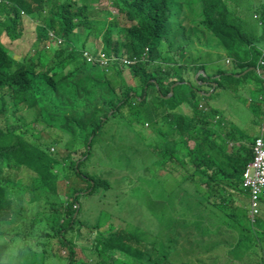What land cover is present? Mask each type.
<instances>
[{
    "label": "trees",
    "instance_id": "obj_1",
    "mask_svg": "<svg viewBox=\"0 0 264 264\" xmlns=\"http://www.w3.org/2000/svg\"><path fill=\"white\" fill-rule=\"evenodd\" d=\"M111 4L122 14L125 24L108 23V11L99 19L90 17L97 10L91 8L89 0H0V264L12 261L14 252L21 254L25 235L30 237L24 252L27 260L18 264H190L188 250H193L195 245L201 247L204 236L212 234L207 219L216 216L230 227L235 226L236 206L230 195L232 189L241 186L243 171L253 157L255 137L243 134L238 139L237 122L232 125L230 136H221L217 130L221 126H217L223 115L217 112L211 113L208 121H202L205 128H191L197 124L191 116L180 113L175 118L172 113L174 107L187 105L177 96L166 102L162 100L154 108L131 109L137 119L141 113H149L156 121L152 122L157 134L163 126L160 121L174 123L160 132L155 153L172 151L188 159L207 181L211 178L210 189L205 186L203 190L201 182L187 176L186 186L181 184L175 191L163 192L160 213L158 202L147 207L149 212L137 221L134 231L118 226L105 233L107 226H89L90 246H82V250L90 254L78 259L77 247L68 234L76 230L81 235L84 227L82 222L76 228L80 212L76 216L75 213L80 197L91 187L93 193L96 188H109L112 184L107 179L91 177L76 160L63 155L59 149L63 138L58 130L66 133L67 122L75 119L67 113L77 106L97 116L100 123L125 107L124 103L104 102L100 86L107 84V80L97 77V71L103 72L98 62L108 67L104 69L110 73L123 74L125 68L120 58L125 55L140 58L128 66L131 74L145 75L155 85L164 84L162 92L167 94L176 81L193 70L192 73L206 68L209 62L201 60L199 46L208 54L226 49L240 55L253 47L259 22L264 35L263 6L255 27L242 16L246 9L256 18L259 7L255 0H111ZM25 18L37 19L40 37L35 40L33 51L20 60L12 55L4 39L14 42L22 38ZM177 32L181 33L179 41L175 40ZM98 35L103 38L101 51L110 57V64L101 61L93 42L89 43L92 36ZM56 37L62 39L58 47L53 41ZM257 49L262 53L260 46ZM87 54L93 57L88 58ZM226 56L233 57L230 53ZM174 66L178 67L171 72ZM231 78L236 77L232 74ZM190 80L193 81L192 74L187 79ZM212 80L209 73L195 78L197 87L199 81L212 87ZM234 84H242L250 94L252 117L259 123L264 114V84L253 86L247 77L242 81L241 77L237 78ZM252 88L256 89L255 94ZM103 102L105 107L101 108ZM165 108L169 110L167 113ZM183 127L186 130L180 132ZM47 131L49 137L44 135ZM261 134L264 136V130ZM76 139L69 138L68 142ZM189 140L195 142L192 148ZM20 155H25L23 160H19ZM154 167L158 163L152 167L155 170ZM153 182L161 183L155 172L148 186ZM60 183L66 195L60 193ZM151 190L145 188L143 197L147 193L151 195ZM135 203L140 209L141 201L135 199ZM221 207L228 213L218 217L214 208ZM62 209L67 216L60 215ZM258 216L250 213L249 218L255 223ZM45 221L48 227L41 226ZM4 224L9 226L4 229ZM239 226L243 230L240 223ZM229 230L224 232L229 234ZM255 233L264 235V230ZM52 238L69 250L67 263L66 257L51 249ZM118 252L128 260L117 256Z\"/></svg>",
    "mask_w": 264,
    "mask_h": 264
},
{
    "label": "rangeland",
    "instance_id": "obj_2",
    "mask_svg": "<svg viewBox=\"0 0 264 264\" xmlns=\"http://www.w3.org/2000/svg\"><path fill=\"white\" fill-rule=\"evenodd\" d=\"M264 0L256 3L259 7L257 16L254 19L251 15L248 16V22L252 27H255L260 18L259 11ZM89 5L97 12H92L91 16L100 18L104 15V11L110 12L107 14L108 23L117 25L125 24V20L117 8L111 4V0H89ZM37 19L25 18L22 25V38L10 42V39L5 37V41L12 55L22 60L25 55L33 51L35 40L40 37L36 27ZM82 31V29L80 28ZM85 36V34H84ZM255 43L248 52H242L237 55L235 51H227L226 49L215 50L214 53L208 54L204 48L199 46V54L201 60L209 62L206 68L199 69L194 73L190 72L183 79L176 81L169 91L164 94V84L155 85L150 78H145V75H132L129 69H125L123 74L110 73L106 71L100 61L98 64L103 67L102 71H97V77L102 80L105 77L107 84L100 86L103 91L105 101L110 105V101L115 104L124 103L125 107H121L118 111H114L109 116L108 121L104 119L100 123L97 116L85 110L84 107L77 106L73 112H68L67 116H74L75 119L67 122L66 133L59 131L63 141L59 144L60 152L63 155H68L81 165V169L94 178L107 179L112 185L109 188H96L93 193L92 188L85 191L80 197V205L75 216L80 212V219L77 222L76 228L82 223L81 235L77 231H70L68 236L73 244L77 247L78 259H84L90 254L87 250H82V246H90L89 236H87L88 227L102 225L107 226L105 233L116 229L118 226H125V229L134 231V226L137 221L149 211L147 207H154L158 202L160 204L158 213H160L163 204L162 194L166 191H175L180 188V185L186 186L188 182L185 180L187 176L201 182V187L204 190L205 186L209 187L212 180L208 177V181L204 175L199 173V169H195V164L190 162H182L175 157L172 151L167 154H156L157 143L159 141L160 132L165 129H170L174 123L160 121L163 126L159 129V133L155 132V125L151 115L147 112L141 113L137 119L133 114V109L139 107L154 108L162 100L164 102L174 99L179 96L181 100H185L180 107H174L172 110L175 118H178L180 113L191 116L195 120L193 129L205 128L201 125L202 121H208L211 113H219L223 115L218 126L223 122L230 126L235 125L240 129L235 135L238 139L244 134L250 137H256L261 133L259 123L253 120L251 111L252 108L248 103V91L242 87V84L235 85L237 78H248L253 86L264 84L263 75L259 73V69L264 68L260 64L262 53L257 49L260 46L264 48V35L258 34ZM181 39V33L177 32L175 40ZM54 41L55 47L61 43L62 39L56 37ZM93 42L95 48L101 52L103 38L101 35L92 36L90 44ZM222 47V45H220ZM218 52V53H217ZM230 53L233 57L228 63L229 57L226 54ZM88 58L92 57L87 54ZM103 56V55H102ZM127 59H125L126 61ZM124 64L122 65L125 67ZM178 66L171 68V72ZM212 74V87L206 82L199 81L200 87H197L195 78L199 75ZM192 74L193 81H187ZM232 74L236 78H231ZM148 80V81H147ZM161 88V91L159 90ZM199 91V92H198ZM228 91L224 96L223 92ZM256 89L252 88L251 92L255 94ZM195 92V93H193ZM196 92L198 95L195 97ZM257 96L260 93L256 94ZM103 100V99H102ZM104 102L101 103V108H104ZM107 106L106 111H108ZM167 109V108H165ZM105 111V113H106ZM113 111L112 109L110 112ZM165 110V113H167ZM65 116V114L63 115ZM62 118V117H60ZM186 130L185 127L180 129ZM220 135L227 136V130L218 128ZM46 137L50 136L47 131L44 133ZM204 136V132L200 131V138ZM69 138H77L74 142L69 143ZM65 141V144L63 145ZM67 143L71 144L67 146ZM188 145H194L193 140H189ZM57 150V148H56ZM25 155H20L19 160H23ZM154 163H158V167L152 168ZM155 176L161 183H151L148 186V181L153 180ZM88 185L87 181H84ZM94 184V181H92ZM60 187V193L67 194L65 188ZM150 190L155 188L157 191L151 190V195L147 193L145 197V188ZM226 195L228 193H225ZM209 195V191H206ZM155 196V197H154ZM234 200L233 205L236 206L233 222L235 226H229L224 219L219 221L216 216L207 219L206 225L211 230L212 234L204 236L201 247L194 246L193 250H188L190 254V264H264V235L255 233L258 230H264V196L261 202V212L257 217V221L253 223L249 218L250 215V194L248 190L241 186L238 189H232L231 195ZM135 199H139L142 203L139 209L135 203ZM146 199V200H145ZM158 201H156V200ZM56 202L53 204L55 205ZM215 214L221 217L228 213L225 207L214 208ZM172 213V211H170ZM233 212L231 211V214ZM60 215L67 216L64 209ZM31 219L32 223L34 219ZM259 221L262 223L260 224ZM239 223L243 227L240 228ZM4 224L3 228L8 227ZM41 226L48 227L49 224L45 221ZM136 227V226H135ZM28 228V226H27ZM230 229V230H229ZM27 229H25L26 231ZM229 230V234L224 232ZM220 232V233H218ZM26 242L22 248L21 254L13 253V260L8 264H18L19 261L26 262V243L29 238L25 235ZM201 239V238H200ZM185 247V245L180 241ZM51 249L66 257L65 263L69 260V250L61 245L57 238L51 239ZM24 253V254H23ZM185 252H182L184 254ZM23 254V255H22ZM117 256H122L118 252Z\"/></svg>",
    "mask_w": 264,
    "mask_h": 264
},
{
    "label": "built area",
    "instance_id": "obj_3",
    "mask_svg": "<svg viewBox=\"0 0 264 264\" xmlns=\"http://www.w3.org/2000/svg\"><path fill=\"white\" fill-rule=\"evenodd\" d=\"M92 58V57H89ZM262 63H264L262 61ZM253 157L243 171V187L250 194V213L254 216L261 212L264 196V136L260 135L252 143Z\"/></svg>",
    "mask_w": 264,
    "mask_h": 264
},
{
    "label": "clouds",
    "instance_id": "obj_4",
    "mask_svg": "<svg viewBox=\"0 0 264 264\" xmlns=\"http://www.w3.org/2000/svg\"><path fill=\"white\" fill-rule=\"evenodd\" d=\"M99 52V51H98ZM100 53V55L102 56V58H101V61H103V62H105V63H107V64H110V61H111V59H110V57L109 56H106V55H104L103 53H102V51L101 52H99ZM93 57V56H92ZM112 58L113 59H119V58H117L116 56H112ZM145 58V55H143L142 56V59H144ZM94 59V58H93ZM125 59H127L126 61H125ZM139 59L140 58H130L128 55H125V56H123L122 58H120V60L122 61V63H123V65L124 64H127V65H125V69L127 68L128 69V66H130V65H133V64H135L136 62H138L139 61ZM231 61V58H228L227 59V62L229 63ZM262 61L264 62V48H262V57H261V60H260V64L261 65H263L264 66V63H262ZM124 69V70H125ZM261 72V74H263L264 75V72L262 71V70H264L263 68L262 69H259ZM131 73V72H130ZM259 125H260V130H261V133H262V131L264 130V114L261 116V119H260V122H259ZM229 127H231V129H228ZM221 128H224V129H226L227 130V136H230L229 135V132L232 130V126H230L229 124L226 126V127H224L223 126V124H221ZM259 134L258 136H256L255 137V139L257 138V137H259L260 135H262V134ZM221 136H223V135H221ZM189 142V141H188ZM194 144H195V142H194ZM194 146V145H193ZM192 146V147H193ZM191 147V148H192ZM175 157L177 158V159H179L180 161H182V162H190L188 159H185V158H183L181 155H178V154H175ZM190 163H192V162H190ZM193 164V163H192ZM262 209V208H261Z\"/></svg>",
    "mask_w": 264,
    "mask_h": 264
},
{
    "label": "crops",
    "instance_id": "obj_5",
    "mask_svg": "<svg viewBox=\"0 0 264 264\" xmlns=\"http://www.w3.org/2000/svg\"><path fill=\"white\" fill-rule=\"evenodd\" d=\"M255 2L257 3V0H255ZM262 4H263L262 6L264 7V2H262ZM242 16L245 18L246 21H248L249 13H248V11L246 9H243V15ZM261 32H262V27H261L260 22H259V24L257 25V32H256V34L258 35ZM258 71H259V73L261 72L260 70H258ZM247 104H249V103H247ZM228 129H231V127H229Z\"/></svg>",
    "mask_w": 264,
    "mask_h": 264
},
{
    "label": "water",
    "instance_id": "obj_6",
    "mask_svg": "<svg viewBox=\"0 0 264 264\" xmlns=\"http://www.w3.org/2000/svg\"><path fill=\"white\" fill-rule=\"evenodd\" d=\"M264 72V70H262Z\"/></svg>",
    "mask_w": 264,
    "mask_h": 264
}]
</instances>
